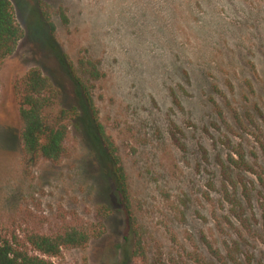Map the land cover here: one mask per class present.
<instances>
[{"label":"rangeland","instance_id":"1","mask_svg":"<svg viewBox=\"0 0 264 264\" xmlns=\"http://www.w3.org/2000/svg\"><path fill=\"white\" fill-rule=\"evenodd\" d=\"M11 1L25 36L0 66V231L97 223L112 198L107 232L54 262L138 264L91 127L71 124L60 163L23 152L14 81L40 67L69 106L71 62L126 168L147 264H264V0Z\"/></svg>","mask_w":264,"mask_h":264},{"label":"trees","instance_id":"2","mask_svg":"<svg viewBox=\"0 0 264 264\" xmlns=\"http://www.w3.org/2000/svg\"><path fill=\"white\" fill-rule=\"evenodd\" d=\"M43 15L52 35L55 34V25L50 16L46 12ZM24 36L25 31L16 18L12 1L0 0V66L16 52ZM82 64H85V73L99 77L93 63L84 61ZM68 66L79 89L78 100L72 101L69 106L66 105L69 100L66 92L53 78L45 75L40 67H32L13 83L21 120L20 140L24 155L30 163L40 160L60 163L70 155L67 140L71 124L83 129L91 127L102 147L100 157L107 162L117 183V207L123 208L130 235L134 239L132 259L138 264H147V246L133 209L129 177L118 154V147L101 121L90 81L79 74L73 63L69 62ZM109 202L110 205L105 207L97 223H88L75 216L72 222L64 219L62 227L54 234L28 230L19 236L0 231V264H56L54 259L61 258L65 249H86L92 240L107 232L110 212L117 205L112 198Z\"/></svg>","mask_w":264,"mask_h":264}]
</instances>
